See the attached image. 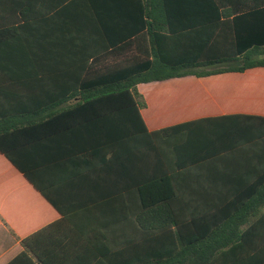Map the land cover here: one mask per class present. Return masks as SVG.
Listing matches in <instances>:
<instances>
[{
	"label": "crops",
	"instance_id": "obj_1",
	"mask_svg": "<svg viewBox=\"0 0 264 264\" xmlns=\"http://www.w3.org/2000/svg\"><path fill=\"white\" fill-rule=\"evenodd\" d=\"M92 1L111 2L113 10V1L134 0H0V119L12 131L36 129L12 138L23 144L14 159L34 184L0 152V264H30L22 241L45 229L47 256L58 264L72 255L96 257L74 254L70 245L103 234L129 253L143 244L138 251L146 253L150 237L135 220V192L119 187L124 174L128 182L134 177L137 165L169 170L171 205L184 228L183 244L172 238L176 255L187 254L194 264L264 260V67L139 84L150 133L205 118L230 120L216 135L173 134L136 154L132 140L126 148L107 142L96 125L81 124L79 117L57 120L93 95L87 84L121 57L110 55L112 47L96 29ZM217 1L222 20L231 22L240 65L264 61V0ZM165 12L184 17L177 8L154 11L160 17ZM152 97L164 98L158 112ZM50 116L56 118L42 125Z\"/></svg>",
	"mask_w": 264,
	"mask_h": 264
},
{
	"label": "trees",
	"instance_id": "obj_2",
	"mask_svg": "<svg viewBox=\"0 0 264 264\" xmlns=\"http://www.w3.org/2000/svg\"><path fill=\"white\" fill-rule=\"evenodd\" d=\"M92 5L95 27L102 30L106 46L113 49L110 55L125 57H120L119 63L103 68L101 76L87 84V90L93 95H89L75 109L57 116V120L67 118L72 122L79 117L82 119L81 124L96 125L107 142L118 141L126 148V142L132 140L136 154L156 148L160 139L167 140L173 134H186L194 130L198 134L216 135L223 130L225 121L230 120L228 117L205 118L150 133L141 114V109L147 104L138 91L139 84L187 76L204 78L264 67V61H244L240 65L242 54L233 49L231 22L222 20L225 13L217 0L165 2L164 5L157 0L113 1V10L111 2L92 1ZM159 7L166 10L170 7L180 9L184 17L181 13L177 18L170 16V11L160 17L154 13ZM193 13L198 16L193 17ZM128 52L130 54L127 55ZM82 108L86 113H78ZM54 118L50 116L42 125H49ZM6 120L0 119V152L34 184L27 170L14 159V151L23 144L16 143L12 138L36 132V129L15 127L16 130L12 131V127L3 124ZM114 146L109 145L110 153ZM119 159L122 161V158ZM112 161L110 159L107 164L110 165ZM35 186L54 204L44 190ZM119 187L121 193L127 189L135 192L137 201L134 217L141 232L150 237L149 246H146L148 251H138L144 246L142 244L136 246L134 253H129L126 245L112 243L109 235L103 234L96 241L84 244L72 242L70 245L74 254L82 251L95 254L96 257L80 258L72 255L66 264H194L189 255H176L171 249V246L176 245L172 239L175 236L183 244L181 238L184 228L171 205L173 194L169 192V170L158 167L144 170L137 165L134 177H130L128 182L124 174ZM174 227L176 230H173ZM47 232L45 229L22 241V256L30 264H58L59 260L54 262L47 256ZM263 261L258 260L254 264ZM198 262L206 264L207 260L200 259Z\"/></svg>",
	"mask_w": 264,
	"mask_h": 264
},
{
	"label": "rangeland",
	"instance_id": "obj_3",
	"mask_svg": "<svg viewBox=\"0 0 264 264\" xmlns=\"http://www.w3.org/2000/svg\"><path fill=\"white\" fill-rule=\"evenodd\" d=\"M164 101V98L161 97L160 99L152 97V107L154 112L160 111L159 109L161 108V105L159 104L160 102L162 103Z\"/></svg>",
	"mask_w": 264,
	"mask_h": 264
}]
</instances>
